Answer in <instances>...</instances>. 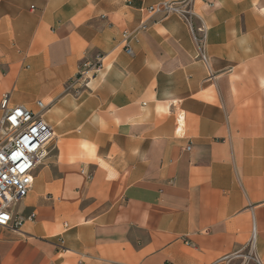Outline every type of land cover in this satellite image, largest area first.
Wrapping results in <instances>:
<instances>
[{"label": "crops", "instance_id": "0c3cea01", "mask_svg": "<svg viewBox=\"0 0 264 264\" xmlns=\"http://www.w3.org/2000/svg\"><path fill=\"white\" fill-rule=\"evenodd\" d=\"M168 1L0 0V103L56 134L0 264H264V0H195L199 42Z\"/></svg>", "mask_w": 264, "mask_h": 264}, {"label": "built area", "instance_id": "2783aa9c", "mask_svg": "<svg viewBox=\"0 0 264 264\" xmlns=\"http://www.w3.org/2000/svg\"><path fill=\"white\" fill-rule=\"evenodd\" d=\"M195 0H177L155 4L141 9L148 17L161 16L164 19L178 16L184 20L196 41H200L197 33L205 34V28L195 29L193 19ZM148 26L142 23L139 31H146ZM133 34L125 32L122 42L127 54L133 55L131 40ZM205 38V36H204ZM202 59L206 57L202 53ZM102 57L94 63L84 65L78 81L86 77V73L102 66ZM39 110H45L44 104L37 102ZM0 227L20 231L36 215L25 217L16 212V207L29 195L34 185V172L48 157V149L56 139L53 127L44 119L41 112L24 106H11L10 96L5 95L0 103ZM181 122V119H178ZM68 228V225H65ZM256 233L247 246L248 254L243 256L241 264H262L253 254ZM63 244V241H61Z\"/></svg>", "mask_w": 264, "mask_h": 264}, {"label": "rangeland", "instance_id": "374dc122", "mask_svg": "<svg viewBox=\"0 0 264 264\" xmlns=\"http://www.w3.org/2000/svg\"><path fill=\"white\" fill-rule=\"evenodd\" d=\"M55 141V140H54ZM53 141V142H54ZM55 143H56V141L54 142V143H52L51 145H50V147H49V149H48V152L50 153V151H51V155H54L55 153H56V150H53V148H54V145H55Z\"/></svg>", "mask_w": 264, "mask_h": 264}]
</instances>
